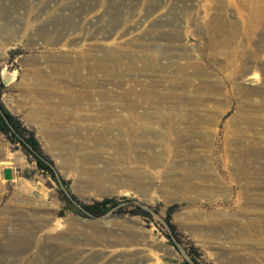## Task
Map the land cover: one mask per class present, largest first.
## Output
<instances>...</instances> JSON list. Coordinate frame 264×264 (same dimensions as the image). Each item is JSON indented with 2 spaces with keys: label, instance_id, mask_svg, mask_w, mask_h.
Segmentation results:
<instances>
[{
  "label": "rangeland",
  "instance_id": "obj_1",
  "mask_svg": "<svg viewBox=\"0 0 264 264\" xmlns=\"http://www.w3.org/2000/svg\"><path fill=\"white\" fill-rule=\"evenodd\" d=\"M0 77V264H264V0H0Z\"/></svg>",
  "mask_w": 264,
  "mask_h": 264
},
{
  "label": "trees",
  "instance_id": "obj_2",
  "mask_svg": "<svg viewBox=\"0 0 264 264\" xmlns=\"http://www.w3.org/2000/svg\"><path fill=\"white\" fill-rule=\"evenodd\" d=\"M0 132L4 134L8 140L17 139L23 148L32 155L37 167L41 170L48 171L52 175L49 167L40 159L39 147L36 139L26 130L21 129L19 121L11 115L0 102ZM112 200H102L93 205L85 207V209L93 215H101L109 210Z\"/></svg>",
  "mask_w": 264,
  "mask_h": 264
},
{
  "label": "crops",
  "instance_id": "obj_3",
  "mask_svg": "<svg viewBox=\"0 0 264 264\" xmlns=\"http://www.w3.org/2000/svg\"><path fill=\"white\" fill-rule=\"evenodd\" d=\"M10 83L11 81H7V84ZM25 166L22 154L17 150H11L7 137L0 132V182H15Z\"/></svg>",
  "mask_w": 264,
  "mask_h": 264
},
{
  "label": "bare ground",
  "instance_id": "obj_4",
  "mask_svg": "<svg viewBox=\"0 0 264 264\" xmlns=\"http://www.w3.org/2000/svg\"><path fill=\"white\" fill-rule=\"evenodd\" d=\"M201 143H203V142H201ZM246 150H247L246 152H250V153H260V154H264L263 149H261L260 147H252V146H250Z\"/></svg>",
  "mask_w": 264,
  "mask_h": 264
}]
</instances>
